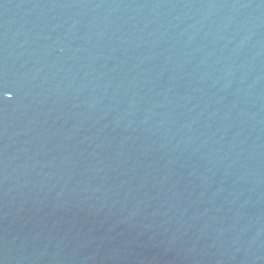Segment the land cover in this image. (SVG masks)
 Segmentation results:
<instances>
[{"label": "water", "instance_id": "obj_1", "mask_svg": "<svg viewBox=\"0 0 264 264\" xmlns=\"http://www.w3.org/2000/svg\"><path fill=\"white\" fill-rule=\"evenodd\" d=\"M0 264H264V0H0Z\"/></svg>", "mask_w": 264, "mask_h": 264}]
</instances>
